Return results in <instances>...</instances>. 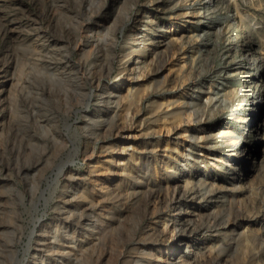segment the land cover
Returning <instances> with one entry per match:
<instances>
[{"label":"rangeland","instance_id":"rangeland-1","mask_svg":"<svg viewBox=\"0 0 264 264\" xmlns=\"http://www.w3.org/2000/svg\"><path fill=\"white\" fill-rule=\"evenodd\" d=\"M206 1L0 0V264H35L39 238L46 264H264V0ZM99 13L119 94L94 147L97 98L39 71L35 32L67 41ZM76 202L99 209L72 234Z\"/></svg>","mask_w":264,"mask_h":264},{"label":"bare ground","instance_id":"bare-ground-1","mask_svg":"<svg viewBox=\"0 0 264 264\" xmlns=\"http://www.w3.org/2000/svg\"><path fill=\"white\" fill-rule=\"evenodd\" d=\"M203 3L208 8H210L213 5L212 0H207L206 2H203ZM44 17H46V12L43 10L42 13L40 14V19H43ZM96 18L98 19L96 20ZM96 18L90 17L87 23L81 24L82 26L79 29L80 31L78 30L75 33L73 32L68 33L67 41L55 40L54 42H51L50 41L51 35L49 36L50 33L48 32L42 33L40 32L42 31L41 29L35 32L36 33L35 41L37 43L49 41L48 46L42 45V43H39L37 47L35 48L36 61H37V65L39 66V71H42V73L50 74L52 77H54L55 82L57 81L66 82L67 80H69V76H71V74L74 72V74L77 76L75 77V81H74L76 88L77 89L79 88L81 89V91L83 90L84 92H86L89 98L94 97V96L97 98L93 115L92 116L85 115L82 118L84 122V126H87V129L89 127H92L90 135L88 131V135L84 136L82 142L88 146H90L91 144L94 147L97 142V140H95L96 139L95 135L98 132L97 129L102 128V124L104 123L105 116L108 115V110H110V109H106L105 107L103 108V106H105V104L107 103L108 106H111V108L114 111L117 108L115 104H116V101L118 99V94H119L116 88H114V90L112 91H109V90L107 91L101 87L103 77L108 76L111 73V70L113 67V63H114L113 61L115 59L114 50L117 45V39H118L117 37H118L119 31H110L109 26L102 19L101 13H99ZM208 26L211 27L215 31L219 29L218 23H216L215 25L211 24V26L208 24ZM240 31H241L240 28H236L232 32H230V34L226 37L225 42L228 47H230V45H233L234 47L237 45V42H238L237 40H238V36L240 35L239 33ZM84 33L86 35L85 39L81 40V38L83 37L82 34L84 35ZM63 44L69 45L70 54L72 51L71 47L73 45H75L76 50H79L80 48H82V52L80 55L81 57L77 60L78 62L76 64H74L69 59L68 54L61 55V52H59L58 45H63ZM86 46H91V53L89 56L90 59L84 57L85 48H87ZM104 56H106V58H104ZM130 59H131V56H129V60ZM94 79H95L94 82L95 83L97 82L98 93L97 94L93 93L92 95L89 90L87 92V88L89 85H92V82ZM105 96H107L106 99H105ZM50 97L54 98L53 92H51ZM89 105H90V102H88L86 106L89 107ZM100 105L102 107H100ZM51 120L52 119H47L45 123L49 125V123H52L54 121V120L53 121ZM43 123H44V120L40 121V124H43ZM54 136H55V133L52 132L48 140L50 142H53V141L55 142ZM138 186H139V183L136 186V188ZM148 186H151V183H149ZM196 193L198 194L197 191H194L192 195L195 196ZM71 200H73V198ZM71 200H68V205L72 204ZM98 209L99 208H96L94 204H89L87 202L86 203L76 202L73 205L72 209H70L69 207L68 213H66V214H69V216L67 217V220L69 221L67 224L69 226L66 228H69V231L72 232V234H76V230H75L76 228H79L82 226L86 227L87 224L93 223L92 222L93 218L96 217V210ZM109 215H111V212L109 213ZM98 216L101 220V223L105 224L106 222L105 216L101 217L99 214ZM54 240L51 239L50 240L51 243L52 242L54 243ZM39 243H40V238H39L38 245H37L38 247L33 251V254H32L35 264H46L47 260L49 259L51 260L55 257L56 258L58 257L57 254L51 253V251H47L43 249L41 247L42 245ZM45 243H46V240L44 241L43 245H45ZM69 243L73 245L72 248L74 250L78 251L81 249L80 247L83 248V244L80 243L77 239Z\"/></svg>","mask_w":264,"mask_h":264}]
</instances>
